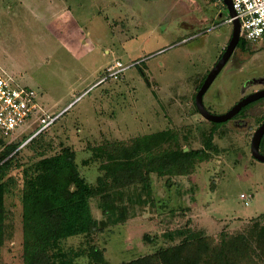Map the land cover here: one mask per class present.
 Instances as JSON below:
<instances>
[{
    "label": "rangeland",
    "instance_id": "1",
    "mask_svg": "<svg viewBox=\"0 0 264 264\" xmlns=\"http://www.w3.org/2000/svg\"><path fill=\"white\" fill-rule=\"evenodd\" d=\"M213 2L0 0V63L38 94L50 115L61 113L56 124L15 157L4 177L6 234L0 264H23V171L28 166L72 151L82 175L96 185L104 162L96 157L97 148L169 130L185 149L204 147L213 125L200 115L195 97L233 33L227 7L221 0ZM115 61L132 67L119 80L97 85ZM262 89L264 41L246 52L235 50L204 104L223 115ZM263 122L261 101L217 129L218 151L197 163L190 175L169 182L153 175L148 194L142 187L130 188L120 202L124 221L62 241L65 261L98 264L88 257L96 246L107 264H121L178 244L179 238L173 242L166 234L188 227L212 246L224 236L244 241L249 249L235 254V264H264V246L259 247L264 163L251 153L252 137ZM91 205L102 221L98 200Z\"/></svg>",
    "mask_w": 264,
    "mask_h": 264
},
{
    "label": "trees",
    "instance_id": "2",
    "mask_svg": "<svg viewBox=\"0 0 264 264\" xmlns=\"http://www.w3.org/2000/svg\"><path fill=\"white\" fill-rule=\"evenodd\" d=\"M249 46L241 39L238 49L246 52ZM212 125L213 129L204 138V147L198 150L185 152V147L179 145L177 134L170 130L138 137L129 144L97 148L96 157L104 162L100 168L103 174L98 177L96 185L82 175L77 155L72 151L41 159L25 168L22 191L23 264H70V261H65L66 255L60 247L62 241L99 233L108 223H122L125 210L120 202L130 188L142 187L148 194L152 191L153 175L169 182L174 177L190 175L197 163L210 159L211 153L218 151L214 143L216 131L224 124ZM24 138L8 143L0 137L1 149L3 147L0 152V257L6 234L7 183L4 177L15 157L23 151L17 150ZM261 150H264V138ZM93 199L98 200L104 217L102 221L93 214ZM166 237L173 242L179 238L180 242L121 264H235V254L241 248L243 252L249 249L244 241L232 236H224L220 244L212 246L206 237L197 235L188 227L168 233ZM260 239L259 247H263L264 228ZM88 257L98 264H107L104 252L96 246L90 247Z\"/></svg>",
    "mask_w": 264,
    "mask_h": 264
},
{
    "label": "built area",
    "instance_id": "3",
    "mask_svg": "<svg viewBox=\"0 0 264 264\" xmlns=\"http://www.w3.org/2000/svg\"><path fill=\"white\" fill-rule=\"evenodd\" d=\"M236 18L241 24L240 37L249 45L264 41V0H232ZM229 17L227 23H233ZM131 65L115 61L106 68L105 76L97 85L119 80ZM50 115L39 102L38 94L23 85L0 63V137L8 143L23 140L17 151L43 136L60 119ZM12 156V155H11ZM246 200V195H241Z\"/></svg>",
    "mask_w": 264,
    "mask_h": 264
},
{
    "label": "water",
    "instance_id": "4",
    "mask_svg": "<svg viewBox=\"0 0 264 264\" xmlns=\"http://www.w3.org/2000/svg\"><path fill=\"white\" fill-rule=\"evenodd\" d=\"M228 9L229 17L234 18L232 26L233 33L231 40L228 43L222 57L219 59L217 64L212 68L207 77L205 78L201 88L199 89L196 97L195 103L200 115L207 121L215 124H224L232 119H234L245 107L249 106L252 103L258 102L261 99H264V90L254 92L237 104H235L227 113L223 115H215L211 113L204 104V96L208 92L209 88L212 86L218 75L225 68L231 57L233 56L235 50L238 48L241 37V24L240 21L236 18V12L233 9L232 0H221ZM264 138V123L255 131L252 141H251V153L252 157L257 161L264 163V154L260 151V146ZM189 149H185V152Z\"/></svg>",
    "mask_w": 264,
    "mask_h": 264
},
{
    "label": "flooded vegetation",
    "instance_id": "5",
    "mask_svg": "<svg viewBox=\"0 0 264 264\" xmlns=\"http://www.w3.org/2000/svg\"><path fill=\"white\" fill-rule=\"evenodd\" d=\"M216 3H217V1H214V2H213V4H216ZM215 27H217V26H215ZM230 40H231V39H230ZM229 42H230V41H229ZM225 49H226V48H225ZM224 51H225V50H224ZM223 53H224V52H223ZM222 55H223V54H222ZM221 57H222V56H221ZM206 77H207V76H206ZM200 88H201V87H200ZM262 90H264V89H262ZM256 92H257V91H256ZM196 95H197V94H196ZM249 95H250V94H249ZM246 96H248V95H246ZM246 96H245V97H246ZM245 97H244V98H245ZM242 99H243V98H242ZM242 99H241V100H242ZM241 100H240V101H241ZM261 101H264V99H261V100H259L258 102L252 103V104H250L249 106L245 107V108H244V109H243V110H242V111H241V112H240V113H239L234 119H232L231 121H237V120L239 119V117H241V115H243L248 109H250L251 107H253L254 105L258 104V103L261 102ZM238 102H239V101H238ZM238 102H237V103H238ZM237 103H236V104H237ZM229 122H230V121H229ZM263 123H264V122H263ZM263 123H262V124H263ZM262 124H261V125H262ZM261 125H260V126H261ZM260 126H259V127H260ZM260 151H261V146H260ZM261 153H262V152H261Z\"/></svg>",
    "mask_w": 264,
    "mask_h": 264
}]
</instances>
